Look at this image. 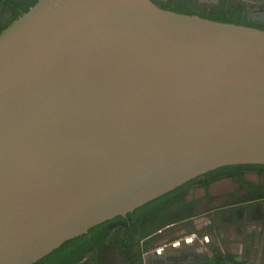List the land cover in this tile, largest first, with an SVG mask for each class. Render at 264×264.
<instances>
[{
    "label": "water",
    "instance_id": "1",
    "mask_svg": "<svg viewBox=\"0 0 264 264\" xmlns=\"http://www.w3.org/2000/svg\"><path fill=\"white\" fill-rule=\"evenodd\" d=\"M233 164H264V30L152 0H38L0 31V264H39Z\"/></svg>",
    "mask_w": 264,
    "mask_h": 264
},
{
    "label": "crops",
    "instance_id": "2",
    "mask_svg": "<svg viewBox=\"0 0 264 264\" xmlns=\"http://www.w3.org/2000/svg\"><path fill=\"white\" fill-rule=\"evenodd\" d=\"M22 1L0 0V24L11 20ZM254 175L255 180L245 174L241 182L222 176L210 181L205 189L194 186L203 188L202 193L185 198L194 205V210L183 222H196L195 229L188 239L181 236L180 240L166 241L163 245L178 240L175 246L183 239L192 241L163 253L162 264H264V174ZM165 226L167 229L168 225Z\"/></svg>",
    "mask_w": 264,
    "mask_h": 264
},
{
    "label": "trees",
    "instance_id": "3",
    "mask_svg": "<svg viewBox=\"0 0 264 264\" xmlns=\"http://www.w3.org/2000/svg\"><path fill=\"white\" fill-rule=\"evenodd\" d=\"M37 1H22L13 11L11 20L0 24V31L22 10L26 12ZM152 2L165 10L264 30V22L248 19L249 8L247 3L242 0H218L217 3H209L207 6L197 0H152ZM248 170L257 175H263L264 164H233L209 170L139 205L131 212L126 213L125 216L118 215L94 225L87 230V233L56 248L39 264H85L82 262L85 257L87 264H103V256L107 251L112 252L114 248L119 249L124 260H130L132 255L134 257L133 264H140L142 253L150 248L148 244L150 240L145 241L137 253L133 254L132 248L135 244L133 240L137 232H143L146 229V232L140 233V238H142L151 230H158L163 225L170 223L167 218L162 219L163 213L169 207L183 203L189 188L200 186L205 189L210 181L222 176H231L241 182L243 174ZM189 215L182 213L177 220H183ZM116 229L121 230V236L116 241H110L109 236ZM126 241L129 244L126 245L128 243ZM87 255L89 256L87 257Z\"/></svg>",
    "mask_w": 264,
    "mask_h": 264
},
{
    "label": "flooded vegetation",
    "instance_id": "4",
    "mask_svg": "<svg viewBox=\"0 0 264 264\" xmlns=\"http://www.w3.org/2000/svg\"><path fill=\"white\" fill-rule=\"evenodd\" d=\"M218 1V0H217ZM208 3H211L209 1H207ZM217 3V2H216ZM248 8H249V13H258V14H263L264 13V0L259 1V2H247ZM195 187L191 188L190 190L192 191ZM196 189V188H195ZM190 191V192H191ZM186 200V199H185ZM173 202V201H172ZM194 210V205L191 204L189 201H184L181 204H175L174 206L169 207V209H167L164 213H163V217L162 219L167 218L170 223H168L167 225V229H169L170 227L174 226L175 224L179 223V222H183V220H177L179 215H181L182 213H187L190 214L192 213V211ZM189 217L185 218V219H189ZM187 222L190 223L189 220H187ZM166 226L163 225L160 229L158 230H151V232H149L145 237L140 238V233L146 232V229L143 230V232H137L134 235V240L133 242L135 243L132 250H133V254H136L137 251L140 249V246L145 243V241L150 240V238L155 235L158 231L162 230V234L164 233V231L166 230L165 228ZM128 242V241H126ZM129 244L126 243V245ZM125 247V246H124ZM165 247L162 244V248ZM126 248V247H125ZM155 249H148L144 252V254H142V264H162V254H160V256H150V257H146V254L154 251ZM89 255H87L88 257ZM133 259L134 257L131 255V259L130 260H124V257L121 256V254L119 253V249L118 248H114L113 251H107V253L103 256V260L104 262H102L103 264H133ZM83 263L87 264V258H83L82 260ZM90 262V261H89ZM88 262V263H89Z\"/></svg>",
    "mask_w": 264,
    "mask_h": 264
},
{
    "label": "rangeland",
    "instance_id": "5",
    "mask_svg": "<svg viewBox=\"0 0 264 264\" xmlns=\"http://www.w3.org/2000/svg\"><path fill=\"white\" fill-rule=\"evenodd\" d=\"M197 1H199V0H197ZM199 2L205 4L206 6L209 4L208 2H201V1H199ZM244 174H245L246 178L255 180V175H254L255 172L248 170ZM263 181H264V179H263ZM202 189L203 188L199 187L198 189L193 190L194 193H192V191L189 188V190L186 192L185 197L187 199H189L192 194H198L199 195L202 193ZM195 224H197V223L195 222L194 224H190L189 222H179V223L175 224L174 226L170 227L169 229H166L163 234H162V230L158 231L155 235H153L150 238V241L148 243L150 245V249L151 250L152 249H155V250L159 249L162 247V244L164 242L173 241V240H175L181 236H185V237L191 236V231H192V229H195L194 228ZM182 230H183V232H181ZM120 236H121V230L120 229L113 230L109 236V240L110 241H116L117 239L120 238ZM185 237H182V238H185ZM178 240H180V238ZM178 240H176V241H178ZM176 241H174V242H176ZM174 242H171V243H174ZM142 254H144V252ZM141 257H142V255H141ZM140 264H142V259H141Z\"/></svg>",
    "mask_w": 264,
    "mask_h": 264
},
{
    "label": "bare ground",
    "instance_id": "6",
    "mask_svg": "<svg viewBox=\"0 0 264 264\" xmlns=\"http://www.w3.org/2000/svg\"><path fill=\"white\" fill-rule=\"evenodd\" d=\"M189 237H187V238H184V239H188ZM183 239V240H184ZM194 239V238H193ZM191 241H192V239H190ZM190 240H187L188 241V243L190 242ZM178 242V241H177ZM185 242H186V240H185ZM177 246H179V243L177 244V245H175V247H177Z\"/></svg>",
    "mask_w": 264,
    "mask_h": 264
}]
</instances>
